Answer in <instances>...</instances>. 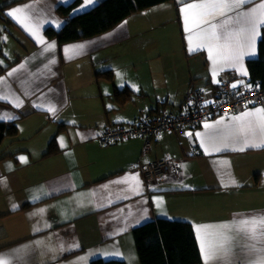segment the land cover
Masks as SVG:
<instances>
[{
	"label": "crops",
	"instance_id": "obj_1",
	"mask_svg": "<svg viewBox=\"0 0 264 264\" xmlns=\"http://www.w3.org/2000/svg\"><path fill=\"white\" fill-rule=\"evenodd\" d=\"M73 1L0 0V121L16 126V135L0 143V259L7 264H91L95 259L140 264L132 231L158 218L191 223L201 264L205 232L230 237L228 256L221 253L207 264H249L264 255V237L253 240L236 230L242 219L264 217V146L245 147V137L228 135L238 124L231 117L264 105L208 118L194 129L193 144L168 132L147 151L139 136L99 141L106 126L177 111L190 85L216 86L214 80L227 71L237 73L234 84L242 82L237 87L250 85L246 61L257 56L262 27L235 67L214 66L208 49L197 48V29L185 30L180 10L200 0L159 3L97 36L59 44L45 29L62 26L70 14L61 16L56 9ZM79 1L71 14L101 0ZM260 2L249 0L239 10ZM21 6L28 7L19 15L44 44L7 15ZM49 43L54 47L45 50ZM123 95L127 100L121 106L117 98ZM50 106L54 112L47 110ZM221 120L216 129L204 127ZM213 132L217 144L227 135L229 146L213 151ZM247 139L261 143L264 134L257 130ZM163 157L176 161L174 169L145 180L141 166Z\"/></svg>",
	"mask_w": 264,
	"mask_h": 264
},
{
	"label": "snow or ice",
	"instance_id": "obj_2",
	"mask_svg": "<svg viewBox=\"0 0 264 264\" xmlns=\"http://www.w3.org/2000/svg\"><path fill=\"white\" fill-rule=\"evenodd\" d=\"M91 0H85V3H89ZM249 0H200L199 3H189L181 8V12L184 15L185 30L192 32L193 28L197 29L195 35L199 41L197 48L205 47L209 52V59L212 60L215 66L218 62H227L230 67H235L236 64L243 59L245 48H251L259 35L258 29L264 27V0L251 8L244 11L239 9L242 6L247 5ZM28 6H21L8 11L7 15L15 19L20 23L30 34L37 40L38 43L44 44L45 41L42 37L38 36L35 31L29 28L25 23V19H22L19 15ZM231 14V15H230ZM191 21L192 27H189ZM236 23L240 27L236 29H230L228 26ZM189 43L191 44L193 36L189 35ZM54 47L53 43H49L45 50ZM194 50V49H190ZM251 54V53H248ZM22 68L23 65H20ZM16 69H13L15 72ZM246 74V73H244ZM8 75H12L9 72ZM215 76V72L213 73ZM2 79V78H0ZM214 82L218 83L219 81ZM239 83L232 85L236 88ZM7 99V97H2ZM16 107H20L17 103ZM50 112H54V107L47 109ZM233 121H237L234 131L228 135H239L245 137V147H261L264 146V140L261 143H249L247 137L255 135L259 130L261 134H264V108H256L254 111H245L239 116L231 117ZM221 121H216L215 124H205L204 127L210 130L216 129L218 125L222 124ZM200 135V134H197ZM217 135L213 132L209 136L210 146L213 151H221L222 148L228 147V136L225 135L219 144L216 143ZM203 144V141H202ZM208 146H205L207 152ZM243 151L244 148L233 149ZM22 160L24 158H21ZM233 183H235L233 181ZM205 229L211 226H200ZM198 227V232L200 230ZM222 227H227L224 225ZM238 232H243L250 236L253 240H259L264 237V217H251L245 218L239 221V227L236 229ZM230 237L227 232H205L200 237L201 252L205 259V264L210 259H219L221 253L225 257L228 256L230 248L228 247V241ZM264 252V249L261 250ZM0 264H7L3 259H0ZM249 264H264V255L257 257L254 260H250Z\"/></svg>",
	"mask_w": 264,
	"mask_h": 264
},
{
	"label": "trees",
	"instance_id": "obj_3",
	"mask_svg": "<svg viewBox=\"0 0 264 264\" xmlns=\"http://www.w3.org/2000/svg\"><path fill=\"white\" fill-rule=\"evenodd\" d=\"M170 0H101L89 9L72 13L79 0L59 5L56 11L70 17L59 28L45 29V35L64 44L91 38L110 30L134 12ZM247 81L251 85L264 87V27L257 44V56L246 61ZM111 79V71H106ZM120 93V92H119ZM122 94L125 91L121 92ZM121 106L127 100L117 98ZM14 121H0V143L5 137H14ZM140 264H201V253L192 225L188 221L158 218L135 227L132 231ZM91 264H124L121 260L95 259Z\"/></svg>",
	"mask_w": 264,
	"mask_h": 264
},
{
	"label": "built area",
	"instance_id": "obj_4",
	"mask_svg": "<svg viewBox=\"0 0 264 264\" xmlns=\"http://www.w3.org/2000/svg\"><path fill=\"white\" fill-rule=\"evenodd\" d=\"M235 71H227L216 86L206 88L190 85L177 111L149 114L132 124H115L103 128L101 143L121 141L131 137L143 138V149H150L153 140L162 133L191 136L203 121L216 115H229L237 109L264 105V87L247 85L233 88L237 80ZM175 160L169 157L157 159L141 166L145 180H155L174 169Z\"/></svg>",
	"mask_w": 264,
	"mask_h": 264
},
{
	"label": "water",
	"instance_id": "obj_5",
	"mask_svg": "<svg viewBox=\"0 0 264 264\" xmlns=\"http://www.w3.org/2000/svg\"><path fill=\"white\" fill-rule=\"evenodd\" d=\"M188 139L190 140V143L193 144V137L192 136H188Z\"/></svg>",
	"mask_w": 264,
	"mask_h": 264
}]
</instances>
